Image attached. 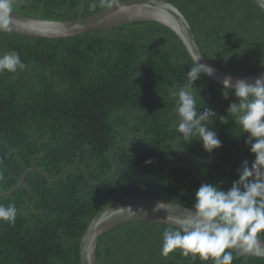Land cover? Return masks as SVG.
Returning a JSON list of instances; mask_svg holds the SVG:
<instances>
[{
    "label": "trees",
    "instance_id": "16d2710c",
    "mask_svg": "<svg viewBox=\"0 0 264 264\" xmlns=\"http://www.w3.org/2000/svg\"><path fill=\"white\" fill-rule=\"evenodd\" d=\"M165 1L183 14L212 66L235 76L264 70V15L250 0ZM103 9L100 0H16L14 6L53 21ZM9 51L27 67L0 74V193L32 167L36 171L0 201H30L32 253L39 251L45 260L22 251L23 225L15 222L19 228L9 237L15 255L0 264H80V238L104 207L149 197L192 210L202 184L228 190L242 161L250 166L255 159L233 117L226 124L219 120L234 96L225 100L223 86L204 75L194 85L197 107L217 112L211 128L222 147L210 155L198 138L188 144L180 138L170 90L185 83L194 63L163 25L138 22L58 40L0 32V54ZM168 227L146 221L114 227L99 240L98 264H211L179 251L161 255ZM4 242L0 253L9 251ZM245 262L235 255L232 264ZM249 264L264 259L251 258Z\"/></svg>",
    "mask_w": 264,
    "mask_h": 264
},
{
    "label": "clouds",
    "instance_id": "9594fccd",
    "mask_svg": "<svg viewBox=\"0 0 264 264\" xmlns=\"http://www.w3.org/2000/svg\"><path fill=\"white\" fill-rule=\"evenodd\" d=\"M116 2L118 0H100V6L111 8ZM15 3L16 0H0V32L12 30ZM26 67L15 51L0 54V74H16ZM205 73L214 74L213 69L197 60L187 71L185 83L172 88L170 95L175 100L176 130L180 138L185 144L198 138L195 141L211 155L222 147L211 128L218 114L206 105L198 108L194 93L195 83ZM222 84V97L228 100L231 94L234 100L229 103L227 115L219 116V120L226 124L228 117H233L231 121L247 134L245 144L255 159L250 166L247 160L242 161L237 170L238 179L228 190L219 184H202L195 191V201L187 215L166 217L177 227L165 228L162 233L161 255L165 257L179 251L184 257H199L211 264H232L235 255L264 253V75L253 83L246 79L233 83L227 76ZM163 204H158L157 210L162 209ZM17 212L15 203L0 202V223L14 225Z\"/></svg>",
    "mask_w": 264,
    "mask_h": 264
},
{
    "label": "water",
    "instance_id": "95a60500",
    "mask_svg": "<svg viewBox=\"0 0 264 264\" xmlns=\"http://www.w3.org/2000/svg\"><path fill=\"white\" fill-rule=\"evenodd\" d=\"M264 15V0H250ZM83 4V3H82ZM120 9H124L121 11ZM14 22L10 33L42 39H68L93 30H108L123 25L147 22L165 26L173 32L190 59L195 63L204 64L213 69L212 76L203 74L210 81L223 86L222 81L230 76L233 83L239 79H246L253 83L255 79L264 75V70L250 76H235L218 70L212 66L202 54L196 43L192 30L183 14L171 3L165 0H124L105 8L88 17L74 21H53L27 16L14 11ZM36 171L35 167L29 169L14 188L0 197L11 195L21 184L28 172ZM164 203L162 209L157 210V205ZM191 209L163 200L160 198L132 197L116 201L101 209L88 223L79 241L80 264H98L97 246L101 236L107 231L129 222H155L172 227H177L166 217L183 218ZM249 264L251 258L264 259L261 255L239 254Z\"/></svg>",
    "mask_w": 264,
    "mask_h": 264
},
{
    "label": "flooded vegetation",
    "instance_id": "af4514ba",
    "mask_svg": "<svg viewBox=\"0 0 264 264\" xmlns=\"http://www.w3.org/2000/svg\"><path fill=\"white\" fill-rule=\"evenodd\" d=\"M23 175L20 176V177L22 178ZM1 190L4 191V190H8V189L3 188ZM8 191H10V190H8ZM7 201L8 200L0 201V202L6 203ZM17 203L18 204L16 205V207L18 209V212H17V219H16L15 222H16V224H22L23 225V229H22L23 233L19 234L20 238H21V243L19 244V246H21V249H22L23 252L32 253V249L36 248V246H33L34 241L30 240V236L28 235V233H30L29 232V221H30V211H29L30 208H29V206H30V201H28V200L27 201H25V200L19 201L18 200ZM18 221H20L21 223H17ZM9 228H10L9 224H7V226H5L3 223H0V240H4L5 241L3 243V245L4 244L5 245L6 244L9 245V247L7 249L9 251H5V252L0 253V260L1 259H5L6 256H14L15 255V251H14V249L12 247V246H14V244L9 241V237H10V235H12V233L14 231H17L19 227L15 226V225H11V228L10 229ZM1 251H3V248L0 246V252ZM32 256L35 259H40L42 261L45 260V258H44L45 255H43L39 251H37V253H32Z\"/></svg>",
    "mask_w": 264,
    "mask_h": 264
}]
</instances>
